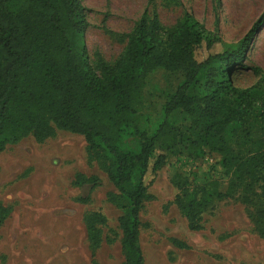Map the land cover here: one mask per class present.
I'll return each mask as SVG.
<instances>
[{
	"label": "trees",
	"instance_id": "obj_1",
	"mask_svg": "<svg viewBox=\"0 0 264 264\" xmlns=\"http://www.w3.org/2000/svg\"><path fill=\"white\" fill-rule=\"evenodd\" d=\"M263 23L264 11L241 39L228 43L188 12L174 25H162L156 0H148L130 32H109L125 46L108 62L87 52L89 23L80 0H0V154L28 136L38 144L56 130L81 136L88 157L115 190L107 201L121 211V264H144L141 210L153 199L148 193L153 176L176 151L193 161L218 155L230 190L247 186L248 196L240 199L254 204L248 218L264 239V73L250 69L259 76L253 85L235 83L238 70L248 69L244 58ZM157 71L169 85L159 94L164 100L153 119L143 114L144 89ZM176 112L188 119L186 132L173 122ZM126 139L137 148H126ZM156 148L164 153L156 155ZM98 184L96 176L77 173L73 179L75 186ZM189 185L177 186L172 204L189 230L200 231L202 215L231 195L211 182ZM9 213L0 204V227ZM84 225L91 264H98L95 252L106 218L91 213Z\"/></svg>",
	"mask_w": 264,
	"mask_h": 264
},
{
	"label": "rangeland",
	"instance_id": "obj_2",
	"mask_svg": "<svg viewBox=\"0 0 264 264\" xmlns=\"http://www.w3.org/2000/svg\"><path fill=\"white\" fill-rule=\"evenodd\" d=\"M80 1L89 23L84 43L90 58L99 54L108 62L114 61L125 42L109 32H130L147 9L148 0ZM156 7L166 27L188 12L207 30L231 43L241 39L264 11V0H156ZM244 65L249 70H238L235 75L240 87L258 80L250 69L264 73V23L249 43ZM168 83L163 71L149 75L143 114L158 118L164 100L159 94ZM172 120L187 131L189 121L182 113L173 114ZM137 145L132 139L124 143L126 148L135 149ZM161 153L163 150L156 148L155 154ZM167 156V165L153 176L148 189L153 199L144 204L140 214L144 264H264V239L254 232L248 218L254 204L240 199L248 196L247 186L230 190V177L220 168L218 155L196 161L179 151ZM77 173L96 176L99 184L93 188L75 186ZM210 182L222 194L231 196L216 201L212 212L202 215V230L191 231L172 204L179 192L177 186ZM110 192L115 193L113 186L88 157L81 136L56 130L42 144L28 136L9 145L0 154V204L10 210L0 227V264H91L84 225L91 213H99L107 221V226L100 229L95 260L98 264H121V211L107 201ZM79 198L88 202L80 203ZM172 239L183 242L186 248L175 246Z\"/></svg>",
	"mask_w": 264,
	"mask_h": 264
}]
</instances>
